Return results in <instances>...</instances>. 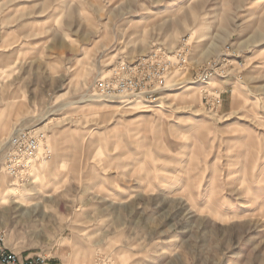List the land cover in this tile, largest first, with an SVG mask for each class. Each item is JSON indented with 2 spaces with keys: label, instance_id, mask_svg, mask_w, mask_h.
<instances>
[{
  "label": "rangeland",
  "instance_id": "rangeland-1",
  "mask_svg": "<svg viewBox=\"0 0 264 264\" xmlns=\"http://www.w3.org/2000/svg\"><path fill=\"white\" fill-rule=\"evenodd\" d=\"M182 41L153 101L94 96ZM17 128L48 155L15 178ZM0 232L56 264H264V0H0Z\"/></svg>",
  "mask_w": 264,
  "mask_h": 264
},
{
  "label": "built area",
  "instance_id": "built-area-1",
  "mask_svg": "<svg viewBox=\"0 0 264 264\" xmlns=\"http://www.w3.org/2000/svg\"><path fill=\"white\" fill-rule=\"evenodd\" d=\"M187 43L182 41L172 56L158 53L157 50L139 58L133 63H120L113 68L110 75L100 76L92 82L94 96L104 100H116L123 103L143 98L153 101L166 85V78L172 69L183 67L187 60ZM211 72L205 70L197 82L207 83ZM210 103L216 106L219 97H214ZM217 103V104H216ZM43 133L33 129L17 128L3 144V167L7 174L18 178L31 169L39 149H43V159L48 155L46 146H42ZM40 147V148H39ZM38 158V155L36 159ZM49 255L42 252L16 253L6 245L4 235L0 232V264H52Z\"/></svg>",
  "mask_w": 264,
  "mask_h": 264
},
{
  "label": "bare ground",
  "instance_id": "bare-ground-1",
  "mask_svg": "<svg viewBox=\"0 0 264 264\" xmlns=\"http://www.w3.org/2000/svg\"><path fill=\"white\" fill-rule=\"evenodd\" d=\"M138 99H141V100H144L143 98H137V99H135V100H138ZM134 101V100H133ZM120 102V101H119ZM131 102V101H130ZM123 103V102H122ZM34 162V158H32L31 160H30V163H33ZM14 183V182H13Z\"/></svg>",
  "mask_w": 264,
  "mask_h": 264
},
{
  "label": "crops",
  "instance_id": "crops-1",
  "mask_svg": "<svg viewBox=\"0 0 264 264\" xmlns=\"http://www.w3.org/2000/svg\"><path fill=\"white\" fill-rule=\"evenodd\" d=\"M51 263H52V264H56V262H55L54 260H51Z\"/></svg>",
  "mask_w": 264,
  "mask_h": 264
}]
</instances>
